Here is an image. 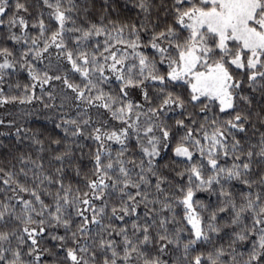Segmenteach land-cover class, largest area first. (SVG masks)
Instances as JSON below:
<instances>
[{
    "label": "snow or ice",
    "instance_id": "snow-or-ice-1",
    "mask_svg": "<svg viewBox=\"0 0 264 264\" xmlns=\"http://www.w3.org/2000/svg\"><path fill=\"white\" fill-rule=\"evenodd\" d=\"M0 264H264V0H0Z\"/></svg>",
    "mask_w": 264,
    "mask_h": 264
}]
</instances>
